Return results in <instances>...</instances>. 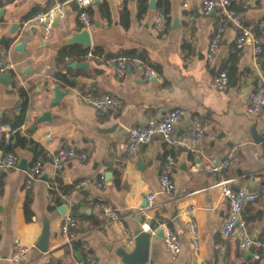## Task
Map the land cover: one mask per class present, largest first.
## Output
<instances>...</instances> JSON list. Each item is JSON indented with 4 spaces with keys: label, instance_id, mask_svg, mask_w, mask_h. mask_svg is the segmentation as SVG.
Instances as JSON below:
<instances>
[{
    "label": "crops",
    "instance_id": "0c3cea01",
    "mask_svg": "<svg viewBox=\"0 0 264 264\" xmlns=\"http://www.w3.org/2000/svg\"><path fill=\"white\" fill-rule=\"evenodd\" d=\"M64 1L0 0V57L10 66V78L0 83V128L14 130L9 151L3 146L5 133L0 131V149L18 158L15 168L0 169V264H46L50 258L65 264H120L108 248L119 243L131 247L125 216L139 217L143 229L161 220L150 232L148 264H249L250 256L240 250L237 235H221L228 206L215 186L219 178L205 166L224 161L228 165L223 176L229 185L258 195L243 212L250 237L263 244L256 264H264V110L257 116L247 113L249 96L259 85V75H264V27L260 26L264 0H228L229 9L260 39L262 52L256 57L250 41L237 49L238 31L226 22L213 63L206 60L208 43L220 18L203 15L201 0H189L186 8L182 0H155V9L149 8L150 0H96L89 8L93 27L87 51L80 45L64 46L71 32L82 28L76 5L65 6L64 19L54 21L49 34L30 21L36 13ZM159 8L167 16L164 33L154 29ZM69 51L71 56H65ZM125 53L140 56L138 60L152 68L160 81L145 80L140 67L128 69L119 78L114 61L127 58ZM73 61L87 63V70L68 69ZM221 70L230 78L224 91L213 85ZM54 86L65 94L51 104ZM104 94L117 99L120 106L97 117L81 97ZM176 108L186 113L175 131L180 147L168 149L154 136L128 157L127 133L112 141L113 134L107 132L113 124L128 129L149 119L159 121ZM44 112L50 113V121L37 123ZM194 117L205 132L193 144ZM19 121V128H13ZM15 134L23 144H17ZM60 149H73L77 156L56 171L51 157ZM168 152L176 162L171 194L164 193L159 183ZM79 155H86V160L81 162ZM38 158L43 161L42 174L28 186L19 162L24 159L29 166ZM96 177L103 178V186L92 183ZM149 194L154 196L152 209L145 200ZM62 206L64 214L59 212ZM103 207L118 214L121 224L112 222ZM187 210L192 211L200 234L198 251L190 242ZM67 214L79 219L71 231L80 246L75 252L60 232ZM162 225L178 238L176 257L165 249L163 236H158ZM44 226L48 227L46 253L36 248ZM19 248L26 249V254L20 263H13L11 257Z\"/></svg>",
    "mask_w": 264,
    "mask_h": 264
},
{
    "label": "built area",
    "instance_id": "2783aa9c",
    "mask_svg": "<svg viewBox=\"0 0 264 264\" xmlns=\"http://www.w3.org/2000/svg\"><path fill=\"white\" fill-rule=\"evenodd\" d=\"M96 0H66L64 2H55L48 9L36 13L30 21L39 23L43 26L46 34L52 30L53 23L56 20H63L65 17V6L67 4H74L78 9L77 19L82 28L88 31L93 27L92 17L89 8ZM189 0H182V6L188 7ZM212 11L219 15L220 23L215 27V30L208 43V51L206 60L208 63L218 57L222 33L224 30V23L229 22L238 31L236 40V48L241 49L246 41H250L253 46L254 54L257 57L262 52V44L260 39L255 36L248 28L243 25L241 17L234 11L229 9L228 0H201V12L205 16H209ZM260 26L264 27V19L260 22ZM168 27L167 16L164 10L157 9L155 11L154 29L159 33H164ZM116 75L122 78L128 69L140 67L143 69L145 80L152 78L158 79L157 73L150 67L146 66L138 59H128L119 57L115 59ZM10 66L0 57V80L3 74L7 73ZM230 78L226 71H218L214 76L213 85L219 91H224L228 88ZM81 101L91 106L97 117H101L108 112L115 111L119 108L120 103L112 96L104 94L101 96L84 95ZM264 110V75H259V85L250 94L247 113L251 116H257ZM186 115L185 111L179 108L172 109L159 121L153 119L147 120L140 126H133L127 129L126 138V154L128 157H133L137 154L140 147L147 145L154 136H159L168 149H173L182 146V142L175 137L176 127L179 122ZM192 126L194 134L190 139L191 143L199 141L205 132V127L200 123L197 118L192 119ZM0 131L5 133L4 148L11 145L14 130L10 126L0 128ZM212 138H214L212 136ZM224 138H221L223 140ZM264 145V140H263ZM77 155L73 149H60L52 154V163L56 171L64 168L66 162L75 158ZM81 162L86 160V155H79ZM18 164V158L12 152H6L3 148L0 149V169L8 170L15 168ZM43 161L38 158L33 164L27 166L26 182L29 186L33 181L37 180L42 174ZM227 161L220 165H206L207 172L216 175L219 180L216 187L220 188L221 195L226 199L228 210L226 212L223 225L221 228V235L224 238L231 235H237L239 248L241 251L247 252L250 256L249 264H256L262 254L259 249L263 247L262 243L253 240L248 231V224L244 216L245 205L254 202L258 195L255 192L241 188L234 190L227 180L224 179L223 170L227 167ZM176 162L173 155L168 152L164 155L162 167L159 173V183L162 191L166 194H171L174 191L173 173L175 170ZM195 170L199 168L197 164ZM92 183L98 187L103 186V178L96 177ZM147 207L152 209L155 207L154 196L149 194L145 197ZM103 213L114 223L121 224V217L112 211L109 207H103ZM185 216L188 219L189 237L194 251H198L200 247V234L198 231L197 223L192 216V211L187 210ZM79 225V219L72 215H65L62 218L60 225V232L64 236L67 244L71 245L76 237L72 234V230L76 229ZM163 229V245L167 252L176 257L180 251V245L176 234L168 227L162 225ZM144 230L154 233L149 227ZM26 254V249H17L11 257L13 263H20Z\"/></svg>",
    "mask_w": 264,
    "mask_h": 264
},
{
    "label": "water",
    "instance_id": "95a60500",
    "mask_svg": "<svg viewBox=\"0 0 264 264\" xmlns=\"http://www.w3.org/2000/svg\"><path fill=\"white\" fill-rule=\"evenodd\" d=\"M150 9L156 8L155 0H150ZM3 9L0 10V16L2 15ZM215 11H212L210 16H215ZM13 29L18 30L19 24L13 26ZM264 30V28H263ZM14 31V32H15ZM74 45H80L83 51H87L91 47L90 42V33L86 28H81L78 31L71 32L70 37L66 39L64 42L65 47H72ZM22 46L18 47L21 49ZM68 69H80V70H87L88 64L83 63H76L75 61L71 62L67 65ZM10 78L9 74H3L0 80V83L6 82ZM54 94V98L51 101V104H56L60 101V99L64 96V92L61 91L59 86H54L52 90ZM50 121V113L44 112L40 117L36 118L37 123L48 122ZM110 134H113L112 141H117L122 134L127 133V129L121 127L120 125L113 124L110 129L107 131ZM3 134V133H2ZM27 162L26 160L22 159L19 162V169L26 171L27 170ZM43 179L47 181V178L44 176ZM234 190H238L235 188ZM59 212L64 214V207L59 208ZM124 222L127 225L130 235L132 238L131 247H127L124 243H119L115 248L110 247V251L113 253L115 257L119 260L120 264H148L149 260V247H150V239L151 234L148 231H144L141 219L139 217H131L125 216ZM158 236H163V231H160ZM36 248L42 252L46 253L48 251V227L44 226L38 242L36 244ZM79 260L81 257L79 254L75 255ZM65 264V263H62Z\"/></svg>",
    "mask_w": 264,
    "mask_h": 264
},
{
    "label": "trees",
    "instance_id": "16d2710c",
    "mask_svg": "<svg viewBox=\"0 0 264 264\" xmlns=\"http://www.w3.org/2000/svg\"><path fill=\"white\" fill-rule=\"evenodd\" d=\"M230 8L233 9L231 6H230ZM141 9L144 10L145 8L141 7ZM237 12H239V11H237ZM72 53L73 52L69 51L68 53L65 54V56L70 57ZM122 55H125L128 59H141L142 60V58L140 56L136 55V54H128V53H125V54H122ZM21 122L22 121H19L18 122V125H16V126L14 125L12 127L15 128V129L16 128H19V126L21 125ZM14 139L16 140L17 144H20L21 145V144L24 143V140H21L19 138L18 134H15L14 135ZM10 149H11V145L8 146V147H6V150L7 151H9ZM25 211H26V214L29 213V201H27L26 204H25ZM158 223H161V220L160 219L153 220L150 223V228L151 229H155ZM71 247L73 249V252L80 250V246L77 244L76 241L72 242ZM68 253H69V251L67 250L66 251V254H68ZM62 263H63L62 260L50 258L49 261L46 264H62Z\"/></svg>",
    "mask_w": 264,
    "mask_h": 264
}]
</instances>
